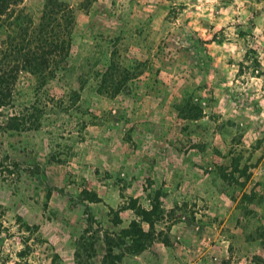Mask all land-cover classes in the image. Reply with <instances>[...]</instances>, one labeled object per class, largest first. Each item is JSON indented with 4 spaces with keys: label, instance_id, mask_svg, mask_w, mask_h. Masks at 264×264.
I'll list each match as a JSON object with an SVG mask.
<instances>
[{
    "label": "rangeland",
    "instance_id": "1",
    "mask_svg": "<svg viewBox=\"0 0 264 264\" xmlns=\"http://www.w3.org/2000/svg\"><path fill=\"white\" fill-rule=\"evenodd\" d=\"M58 39L9 80L0 264H264V0H19L0 75Z\"/></svg>",
    "mask_w": 264,
    "mask_h": 264
},
{
    "label": "trees",
    "instance_id": "2",
    "mask_svg": "<svg viewBox=\"0 0 264 264\" xmlns=\"http://www.w3.org/2000/svg\"><path fill=\"white\" fill-rule=\"evenodd\" d=\"M19 0H0V13H2L7 6L10 4L17 3ZM51 2H55V0H50ZM67 49V42L63 39H58L57 41H51V42H44L43 45H40L38 47H34L33 49L29 48L26 52L21 53V51L18 52V61L16 65L13 67V70L10 71L11 73H3L0 75V131H8V132H15V133H21L27 130V120L24 119L23 115L17 116V117H9L6 119H3L4 115L2 113V108H4L6 105L5 99L10 98V79H15L16 75L19 71L22 69L28 70L31 74H45L49 73L50 68V62L55 61L57 58L58 60H62L63 56L67 54L65 52ZM57 60V61H58ZM44 77V76H42ZM101 85L104 83V79L100 82ZM123 84V82H117L115 86H117L115 92H117L120 88V86ZM35 114V113H34ZM36 115V114H35ZM33 124L38 122V118L34 116ZM29 123V121H28ZM157 206H154L152 211L145 212L141 211L140 214L145 216L150 223L152 220V214L154 213V210H156ZM133 242H135V246L133 247L134 253L141 252L143 247V239L147 237V234L142 232L135 223H133ZM263 238H264V234Z\"/></svg>",
    "mask_w": 264,
    "mask_h": 264
}]
</instances>
